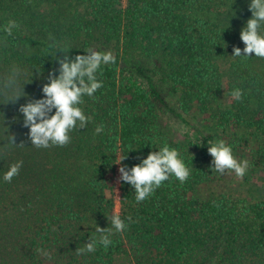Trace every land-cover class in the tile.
I'll use <instances>...</instances> for the list:
<instances>
[{"label":"trees","instance_id":"obj_1","mask_svg":"<svg viewBox=\"0 0 264 264\" xmlns=\"http://www.w3.org/2000/svg\"><path fill=\"white\" fill-rule=\"evenodd\" d=\"M250 2L0 0V264H264V58L233 56L245 47ZM9 21L18 24L11 36ZM89 49L116 58L83 97L91 120L66 146H32L19 107L44 98L57 58ZM164 116L185 134L171 135ZM219 140L248 161L243 178L212 168L208 143ZM165 145L190 176H171L138 203L115 163L127 155L131 168ZM114 213L128 227L105 249L96 229ZM91 240L96 250L77 254Z\"/></svg>","mask_w":264,"mask_h":264},{"label":"clouds","instance_id":"obj_2","mask_svg":"<svg viewBox=\"0 0 264 264\" xmlns=\"http://www.w3.org/2000/svg\"><path fill=\"white\" fill-rule=\"evenodd\" d=\"M249 10L251 18L241 29L240 39L245 47H233V56L250 57L254 53L255 57L264 58V35L260 29L264 27V0H251ZM18 28L16 21H9L4 27L7 35L13 34V29ZM243 51V54H242ZM115 56L112 52H99L91 49L83 55H76L70 59L65 55L62 59L57 58L59 64V75L55 70L49 73L48 82L42 87L44 98L29 100L26 104L19 107V112L23 114V126L29 129V139L31 145L40 148L52 146H66L71 141L70 133L76 128L83 129L87 126L91 117L87 116L80 107L83 104V97H93L98 89L103 86L102 81L98 80V72L102 65L115 63ZM14 69V74L18 73ZM23 92V89L21 90ZM24 93V92H23ZM25 95V93H24ZM24 95H14L7 100L16 102ZM232 97L239 101L242 97L240 89H234ZM53 110L54 113H53ZM103 131V125L96 128V132ZM10 143H15V137H10ZM21 143L18 146H23ZM208 153L213 157V169L224 174L226 170L233 171L238 178H243L246 174L249 163L247 160L238 161L232 153V148L223 140L215 143H208ZM127 158L123 155L119 158V180L130 184L135 192L136 201L142 202L149 198L163 182L174 176L180 183L188 180L191 170L179 158V153L175 148L165 145L158 151L150 152L141 163L128 168L122 161ZM23 165V161H17L10 165L4 174L5 182L10 183ZM132 222V218H127ZM111 227L99 228L96 231L101 233L99 243L105 249L112 243L109 238L113 230L122 233L128 225L121 218L119 213H114L110 218ZM96 241L91 240L85 246L76 249L77 254L94 252Z\"/></svg>","mask_w":264,"mask_h":264},{"label":"rangeland","instance_id":"obj_3","mask_svg":"<svg viewBox=\"0 0 264 264\" xmlns=\"http://www.w3.org/2000/svg\"><path fill=\"white\" fill-rule=\"evenodd\" d=\"M162 122L165 125V128H167L170 132L171 135H173L175 138L182 136L185 134L186 132V128L177 120H175L172 117H163L162 118ZM174 133V134H173ZM172 136V137H173ZM218 173V172H217ZM119 170L117 171V183H118V178H119ZM228 185H233L234 181L233 180H229L226 182ZM118 199V193H116V200ZM118 208V203L116 201V210Z\"/></svg>","mask_w":264,"mask_h":264}]
</instances>
